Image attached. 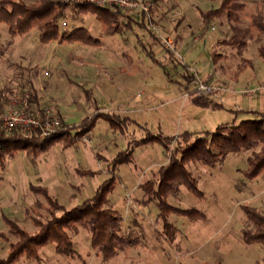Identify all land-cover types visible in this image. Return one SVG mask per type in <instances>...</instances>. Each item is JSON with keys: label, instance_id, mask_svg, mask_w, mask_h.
<instances>
[{"label": "rangeland", "instance_id": "374dc122", "mask_svg": "<svg viewBox=\"0 0 264 264\" xmlns=\"http://www.w3.org/2000/svg\"><path fill=\"white\" fill-rule=\"evenodd\" d=\"M35 2L38 0H25ZM151 12L146 27H140L141 13H133L137 24L121 33L105 35L95 14L78 13L77 6L68 5L59 20L62 31L83 26L100 44L50 41L41 43L39 31L11 36L0 26V92L20 95L30 83L37 89L39 105L78 124L95 111L119 113L136 120L150 131L173 135L188 130H212L220 123L248 117L237 110L264 111V59L257 56L258 43L249 40L244 56L253 59L254 68H247L236 80L239 56L235 49L219 42L232 34L225 18L215 19L206 30L199 9L217 7L220 0H150ZM247 12L241 23H249L250 13L264 9V0H244ZM264 43V35H262ZM143 45L162 57L167 49L182 59L178 66L168 65L172 81L164 70L146 53ZM213 53L217 59H213ZM189 69L196 80L187 84L182 74ZM178 81V82H177ZM204 86L205 93L223 103L222 108L192 105L188 92ZM86 91H90L88 97ZM7 101V103H8ZM6 103V104H7ZM6 106V105H5ZM237 115V116H236ZM138 136L142 129L130 126ZM127 138L99 120L93 131L71 147L54 145L36 157L23 151L9 156L0 171V230H6L2 213L14 217L28 230L34 226L25 208L36 199L30 185L41 184L67 208L93 196L97 186L109 178L108 163L118 151L126 148ZM246 150L230 153L215 167L188 163L198 179L201 197L181 186L169 200L181 208L195 207L205 219L190 220L171 214L169 219L179 229L173 242L161 236L162 224L156 221L158 209L154 202H144L140 185L152 178L168 154L158 144L139 147L134 161L117 166L119 179L110 194V206L123 215V230H133L140 245L118 250L105 260L92 248L85 229L70 231L76 253L67 257L56 253L53 245L40 250L38 260L22 257L14 264H264V245L246 244L242 228L250 225L242 206L249 205L264 212V173L248 180L242 170L247 164ZM92 169L101 173L93 177L79 175L76 170ZM48 218L45 205L34 212ZM16 236L9 235L14 241ZM9 242L0 239V256L5 257Z\"/></svg>", "mask_w": 264, "mask_h": 264}, {"label": "trees", "instance_id": "16d2710c", "mask_svg": "<svg viewBox=\"0 0 264 264\" xmlns=\"http://www.w3.org/2000/svg\"><path fill=\"white\" fill-rule=\"evenodd\" d=\"M78 13L95 14L100 21L101 31L105 35L121 33L124 28H133L137 24L135 15L108 6H101L92 2H83L77 6ZM68 5L59 0H38L27 2L25 0H0V26L4 24L11 36L24 35L32 29L39 31L41 43L50 41L80 42L86 45L100 44V39L91 35L88 28L79 26L72 30L62 31L59 20L68 9ZM151 12V9L149 10ZM247 12V3L244 0H220L217 7L202 10L199 14L203 27L208 30L217 18H225L232 29V34L224 37L219 43L236 50L239 62L236 65V80L247 68H254V61L244 56L249 40L258 43L257 56L264 59V9L250 13L247 26H241ZM140 27H146L145 11L140 12ZM151 59L159 64L169 80H173L168 71V65L178 66L182 59L178 58L173 50L167 49L162 57L143 45ZM213 59L217 56L213 53ZM183 64V63H182ZM188 67L187 64H183ZM182 77L187 84L194 82L196 76L187 69ZM178 82V81H177ZM31 102L41 112L37 89L32 83ZM90 91H86L88 97ZM192 105L203 108H222L223 103L216 101L210 94L200 88L191 90L187 94ZM8 96L0 92V110L5 108ZM248 117L236 121L220 123L212 130L193 132L184 130L177 134L169 135L162 131L153 132L129 116L116 112L103 111L96 107L95 111L85 116L78 124H70L60 117L62 126L54 131L44 134L42 128L31 132L13 130L9 133L0 131V171L4 170L7 158L23 151L28 156L36 157L49 151L54 145L59 144L63 149L71 147L83 137L89 135L101 119L106 121L114 131H119L127 138L126 148L120 150L107 162L110 177L100 183L93 196L72 208H67L54 197L47 187L41 184H31L30 190L44 198V203L36 199L34 203L25 208L27 218L34 226V230L26 229L18 219L2 213L6 230H0V239L9 242L7 255L0 256V264H14L22 257L38 260L40 250L48 245H53L56 253L72 257L76 250L70 231L85 229L90 234L92 248L101 254L105 260L115 256L118 250L134 248L141 244L140 238L131 229L123 230V215L110 204V194L114 191L119 176L115 172L117 166L130 164L134 161L135 149L142 146L158 144L168 154V162L159 166L152 178L142 183L146 199L144 202H154L158 209L156 221L162 224L161 236L169 243L173 242L179 229L170 221L171 214L184 215L190 220L205 219V214L195 207L181 208L170 202L169 197L177 195L181 186H184L195 196L201 197L203 191L198 187V179L188 169V163H201L206 167H215L230 153L250 150L247 164L242 173L248 180H254L264 173V111L237 110ZM237 116V115H236ZM131 125L142 129L138 136L130 130ZM82 176H95L100 170L77 169ZM45 205L48 218L41 219L35 215ZM250 222L242 228V240L246 244L260 243L264 245V212L259 208L249 205L242 206ZM9 235L16 236L14 241L9 240ZM217 264V263H215Z\"/></svg>", "mask_w": 264, "mask_h": 264}, {"label": "built area", "instance_id": "2783aa9c", "mask_svg": "<svg viewBox=\"0 0 264 264\" xmlns=\"http://www.w3.org/2000/svg\"><path fill=\"white\" fill-rule=\"evenodd\" d=\"M68 5L78 6L83 2H92L101 6L119 8L128 14L140 13L145 11L149 14L150 0H59ZM204 90V86L200 85ZM41 112L37 111L36 106L31 102V91L24 89L20 95H13L3 110H0V131L9 133L18 130L22 133L35 131L42 128L44 134L54 131L62 126L60 117L51 113L46 107H40Z\"/></svg>", "mask_w": 264, "mask_h": 264}, {"label": "crops", "instance_id": "0c3cea01", "mask_svg": "<svg viewBox=\"0 0 264 264\" xmlns=\"http://www.w3.org/2000/svg\"><path fill=\"white\" fill-rule=\"evenodd\" d=\"M239 75H240V74H239ZM239 78H240V77L238 76L237 81L239 80ZM259 111H260V110H259ZM261 111H262V110H261ZM109 126H110V125H109ZM110 128H111V127H110ZM111 129H112V128H111ZM126 143H127V142H126ZM138 148H139V147H138ZM136 149H137V148H136ZM136 149H135V150H136ZM167 162H168V160H167ZM167 162H166V163H167ZM166 163H164V164H166ZM162 165H163V164H162ZM160 166H161V165H160Z\"/></svg>", "mask_w": 264, "mask_h": 264}]
</instances>
